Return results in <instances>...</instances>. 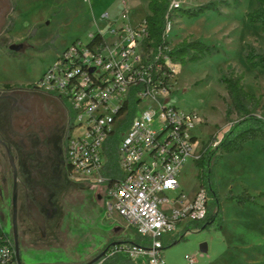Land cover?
<instances>
[{"label":"rangeland","instance_id":"obj_1","mask_svg":"<svg viewBox=\"0 0 264 264\" xmlns=\"http://www.w3.org/2000/svg\"><path fill=\"white\" fill-rule=\"evenodd\" d=\"M14 10L13 29L7 28L3 41L23 44L18 52L0 46V86L12 88L33 85L51 66L60 52L77 40L87 43L91 33H107L110 18L121 21L126 8L128 22L137 26L147 15L143 0H8ZM181 7H194L212 0H172ZM217 8L207 10L197 17H182L173 21L167 40L172 45L182 39L201 40L218 51L198 62L177 64L171 94L167 105L185 112H194L199 122L193 130L196 137L193 154L198 156L203 144L212 138H221L229 128L225 113L230 104L221 79L231 69L243 74L247 91L261 95L264 92V71L252 69L246 63L247 45L264 52V32L260 25L248 22L247 13L255 8V0H226ZM11 20V19H10ZM149 107L141 102L139 109ZM151 107L157 108L152 104ZM235 120V116L231 117ZM159 119L153 124L159 130ZM75 134H82L77 129ZM213 182L219 200L221 229L207 227H182L176 234L164 237L162 259L165 264H186L185 256H195L199 264H264V153L261 141L249 142L238 153L224 154L211 161ZM204 175L207 169L204 166ZM200 168L188 160L179 176L180 189L189 203L200 189ZM4 177L0 158V188ZM75 184L64 188L57 202L58 213L50 218L45 234L30 224V231L18 240L22 264H85L99 255L114 239L131 242L133 230L117 214L104 210V186L88 180L74 178ZM4 188L0 195V224L14 247L11 233L10 191ZM246 191L254 197L255 205H241L231 196ZM176 193V194H178ZM176 194H170L175 198ZM177 208L181 204L176 205ZM112 227L110 229L109 227ZM115 227L122 232H112ZM188 230V231H187ZM180 237L183 239L179 240ZM176 238V239H175ZM174 239V240H173ZM176 242V243H175ZM208 244L207 253L200 252V245ZM15 248V247H14ZM144 258L134 264H144Z\"/></svg>","mask_w":264,"mask_h":264},{"label":"built area","instance_id":"obj_2","mask_svg":"<svg viewBox=\"0 0 264 264\" xmlns=\"http://www.w3.org/2000/svg\"><path fill=\"white\" fill-rule=\"evenodd\" d=\"M179 6L171 0L169 10ZM102 18L108 21L109 37L98 30L89 35L87 43L73 42L59 53L56 64L34 87L57 96L68 106L72 133L66 160L71 177L104 186L105 211L117 214L135 235L148 240L144 245L119 242L107 256L122 253L133 263L144 258V264H165L161 254L164 237L189 222L202 220L207 212L208 197L203 188L189 203H184L182 192L170 197L179 189L186 162L199 157L193 154V130L199 117L167 105V99L162 98L171 94L176 66L161 47L156 53L145 52L147 30L143 21L130 25L126 8L119 22L108 13ZM172 27L173 22L167 19L164 39ZM141 102L149 107L140 110ZM157 119L162 124L158 131L153 128ZM77 129L82 134H75ZM112 132H120L117 165L121 176L109 184L104 144ZM5 241L0 245V264H19L8 235ZM185 262L199 264L191 255L185 256Z\"/></svg>","mask_w":264,"mask_h":264},{"label":"flooded vegetation","instance_id":"obj_3","mask_svg":"<svg viewBox=\"0 0 264 264\" xmlns=\"http://www.w3.org/2000/svg\"><path fill=\"white\" fill-rule=\"evenodd\" d=\"M13 10L12 2L0 0V46L18 52L23 44L3 41ZM2 95L0 158L4 177L0 195L4 197L9 181L11 233L13 240L15 235L21 240L30 231V224L41 229L34 218V209L42 216L46 232L50 218L58 213L57 202L64 188L75 184L66 160L67 142L72 133L71 116L63 100L36 89L34 84L3 88Z\"/></svg>","mask_w":264,"mask_h":264},{"label":"trees","instance_id":"obj_4","mask_svg":"<svg viewBox=\"0 0 264 264\" xmlns=\"http://www.w3.org/2000/svg\"><path fill=\"white\" fill-rule=\"evenodd\" d=\"M147 5V15L143 20L146 26L147 39L144 44L145 52L153 50L157 52L158 48L163 49V53L168 57L172 65H185L188 63L198 62L204 57L214 54L218 51L214 46H209L201 40L182 39L180 42L172 45L170 41L164 39L163 34L167 19L174 21L182 17V13L189 17H197L207 10L217 8V1L212 0L199 6L194 7H177L169 10L171 0H143ZM220 3L226 0H219ZM167 15V18H166ZM248 22L251 24L260 25L264 32V0H255V8L247 13ZM13 29V19H11L8 31ZM168 49H164V48ZM246 63L252 69H260L264 71V52L258 51L254 46L247 45L246 48ZM224 88L227 92L230 104L225 113L226 120L229 123V128L223 132L221 138H212L208 143L203 144L199 157L194 159L200 168L198 180L200 188H203L208 197L207 212L205 217L200 221H193L186 224L187 227H196L205 229L214 227L221 229V225H217L220 219L219 200L217 191L213 182V172L211 170V161L216 162L224 154L238 153L243 150L249 142L261 141L262 150L264 153V92L257 96L246 90L244 85L243 74L231 69L221 79ZM9 85H5L4 89H11ZM235 116V120L231 117ZM120 132H112L107 137L104 150L107 157L105 165L106 175L109 178L108 183L118 179L121 174L117 165V144L118 134ZM217 141L215 146L213 143ZM207 169V175H204L203 167ZM236 199V202L241 205H255V199L246 191L238 196H231ZM104 202V199H103ZM188 231V230H187ZM7 233L0 226V245L6 243ZM183 239L180 237L179 240ZM147 239L136 234L133 242L138 245L147 243ZM176 243V242H175ZM114 242H109L103 250L108 248L106 255L98 264H134L131 259L122 253L107 256V253L112 248Z\"/></svg>","mask_w":264,"mask_h":264},{"label":"water","instance_id":"obj_5","mask_svg":"<svg viewBox=\"0 0 264 264\" xmlns=\"http://www.w3.org/2000/svg\"><path fill=\"white\" fill-rule=\"evenodd\" d=\"M3 98H4V96L2 95V90H0V99H3ZM1 109H2V104L0 103V111H1ZM13 205H14V208L16 209V206H17L16 190H14V194H13ZM34 214H35L34 215L35 220L39 222V225L41 227V229H40L41 230V234L44 235L45 231H44V228L42 226V216H40V214L36 211V209H34ZM118 243L119 242H115L114 244H118ZM14 247H15L16 259H17V261H18L19 264H22L21 263V260H20L19 244H18V240H17L16 235L14 237ZM107 250H108V248H106L105 250H103L99 255H97L95 258H93L91 261H89L88 263H85V264H98V263H100L101 260L106 255ZM207 251H208V245H207V243H202L200 245V252L201 253H207Z\"/></svg>","mask_w":264,"mask_h":264},{"label":"crops","instance_id":"obj_6","mask_svg":"<svg viewBox=\"0 0 264 264\" xmlns=\"http://www.w3.org/2000/svg\"><path fill=\"white\" fill-rule=\"evenodd\" d=\"M14 7V6H13ZM4 87H1L0 86V90H2ZM179 189H180V183H179ZM179 189L177 190V191H175V192H172L171 194H176V193H178V191H179ZM182 192V191H181ZM183 193V192H182ZM177 195V194H176ZM171 196V195H170ZM194 197V196H193ZM193 197H191V199L190 200H192V198ZM104 210H105V208H104ZM110 229H112L113 228V226L111 227H109ZM119 231H121L122 232V229H120L119 227H115L113 230H112V232H119ZM178 233V232H177ZM45 234V233H44ZM178 235H179V233L178 234H176L175 236H176V238L178 237ZM175 238V239H176ZM174 240V239H173ZM164 241V240H163ZM112 242H122V241H120L119 239H114ZM208 245V244H207ZM199 262V261H198Z\"/></svg>","mask_w":264,"mask_h":264}]
</instances>
